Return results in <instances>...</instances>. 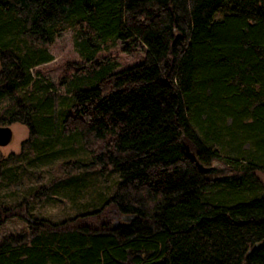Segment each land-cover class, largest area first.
I'll return each instance as SVG.
<instances>
[{
    "label": "trees",
    "instance_id": "trees-1",
    "mask_svg": "<svg viewBox=\"0 0 264 264\" xmlns=\"http://www.w3.org/2000/svg\"><path fill=\"white\" fill-rule=\"evenodd\" d=\"M64 30L80 61L55 83ZM119 43L144 59L115 71L99 53ZM14 122L30 133L0 191L23 197L2 218L30 199L78 212L5 236L0 264H264V0H0Z\"/></svg>",
    "mask_w": 264,
    "mask_h": 264
},
{
    "label": "rangeland",
    "instance_id": "rangeland-1",
    "mask_svg": "<svg viewBox=\"0 0 264 264\" xmlns=\"http://www.w3.org/2000/svg\"><path fill=\"white\" fill-rule=\"evenodd\" d=\"M50 51L52 52L54 59L49 63L44 64L42 70L48 78L54 80L55 83H58L60 76L66 69L67 63L69 61H80V57L74 48L73 32L71 30L62 31L56 38L55 42L50 46ZM106 55L113 56L114 60L117 61L115 71H119L139 64L144 59L145 50L142 48L137 52L128 53L122 50L121 44L119 43L110 50L101 51L99 53V56ZM10 126L13 130L12 141L5 146L0 145V155L4 157L11 153H19L22 148V141L29 137L30 133L28 127L23 123L14 122L10 124ZM213 167L214 173L229 171L224 163L218 160L214 161ZM55 173L56 170L54 171L53 168L51 171H44V181L47 182L48 179L55 177ZM257 174L264 183V171H257ZM30 181L29 183L36 184L35 180L33 182ZM109 182H111V180H109ZM107 184L109 183L106 182L105 185L102 184L101 187L107 189ZM21 188H23V186ZM3 192L4 191H0V201L9 206H14L23 197L20 194L21 192L18 196L13 198L9 195L3 194ZM28 202V206L30 207L24 209L21 215H13L5 218H2L0 215V240L9 234L29 230L31 223L35 218H47L52 222H59L65 218L74 216L78 212L77 208L70 203L58 199H45L39 202L30 199Z\"/></svg>",
    "mask_w": 264,
    "mask_h": 264
},
{
    "label": "water",
    "instance_id": "water-1",
    "mask_svg": "<svg viewBox=\"0 0 264 264\" xmlns=\"http://www.w3.org/2000/svg\"><path fill=\"white\" fill-rule=\"evenodd\" d=\"M12 139H13V130L11 126L9 124L7 125L0 124V145L5 146L9 144L12 141ZM130 218H132L131 215L124 217L125 220H129Z\"/></svg>",
    "mask_w": 264,
    "mask_h": 264
}]
</instances>
